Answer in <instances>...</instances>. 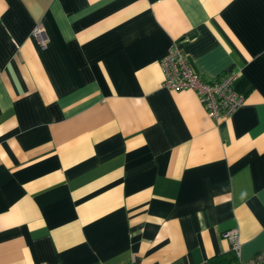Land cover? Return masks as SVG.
I'll list each match as a JSON object with an SVG mask.
<instances>
[{"label":"crops","instance_id":"obj_1","mask_svg":"<svg viewBox=\"0 0 264 264\" xmlns=\"http://www.w3.org/2000/svg\"><path fill=\"white\" fill-rule=\"evenodd\" d=\"M173 42L238 72L232 116L161 86ZM232 229L264 256V0H0V264H211Z\"/></svg>","mask_w":264,"mask_h":264},{"label":"built area","instance_id":"obj_2","mask_svg":"<svg viewBox=\"0 0 264 264\" xmlns=\"http://www.w3.org/2000/svg\"><path fill=\"white\" fill-rule=\"evenodd\" d=\"M32 36L44 46L46 37L40 25L35 26ZM159 64L162 73L161 86L171 91L193 92L212 120L229 118L244 104L245 97L234 88L238 72L228 70L215 78L206 79L194 70L187 54L176 42L171 44ZM224 236L229 240L231 251L237 258L240 248L238 231L228 230ZM236 264H264V256L257 255Z\"/></svg>","mask_w":264,"mask_h":264},{"label":"trees","instance_id":"obj_3","mask_svg":"<svg viewBox=\"0 0 264 264\" xmlns=\"http://www.w3.org/2000/svg\"><path fill=\"white\" fill-rule=\"evenodd\" d=\"M221 257L212 259L211 264H236L237 258L233 251H230L228 254Z\"/></svg>","mask_w":264,"mask_h":264}]
</instances>
